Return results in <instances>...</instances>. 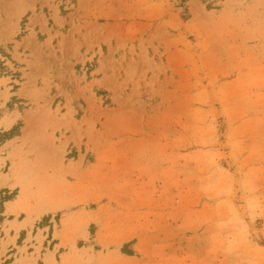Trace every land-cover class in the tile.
<instances>
[{
    "label": "rangeland",
    "instance_id": "374dc122",
    "mask_svg": "<svg viewBox=\"0 0 264 264\" xmlns=\"http://www.w3.org/2000/svg\"><path fill=\"white\" fill-rule=\"evenodd\" d=\"M42 231L62 264H264V0H0V264Z\"/></svg>",
    "mask_w": 264,
    "mask_h": 264
},
{
    "label": "crops",
    "instance_id": "0c3cea01",
    "mask_svg": "<svg viewBox=\"0 0 264 264\" xmlns=\"http://www.w3.org/2000/svg\"><path fill=\"white\" fill-rule=\"evenodd\" d=\"M43 214H42V216H43ZM17 221L19 222V220H17ZM35 222L36 221L34 220L32 226H34ZM49 228L50 227H48V229ZM20 229H22V228H20ZM23 229H25L26 235H27L29 226L25 227ZM19 230H18V232H20ZM18 232L15 234L13 244L16 243V239H17L18 234H19ZM32 233H31V238H32ZM44 235H45V232L42 231L41 232L42 239L40 240V242L35 241L32 244L33 245L32 249H30V246H28L26 244L27 252L25 254L18 251V250H16V251L13 250V253H11V254L7 253L11 249V245H8V248H7L8 251L6 252L7 256H5L6 259H5L3 264H62L63 259L61 256H64V254H65V253H62V254L60 253V248H62L61 247L62 245L57 243V242L55 243V242L47 241V239L45 238ZM55 238H58V234L54 237L52 236V240ZM45 241H47V243H48L47 248L45 246ZM34 247L35 248L38 247V249H39L38 253H36ZM30 254H32L31 257L29 256ZM57 256L60 257L59 260L57 259ZM94 257H96V255Z\"/></svg>",
    "mask_w": 264,
    "mask_h": 264
},
{
    "label": "bare ground",
    "instance_id": "6f19581e",
    "mask_svg": "<svg viewBox=\"0 0 264 264\" xmlns=\"http://www.w3.org/2000/svg\"><path fill=\"white\" fill-rule=\"evenodd\" d=\"M14 210V209H13Z\"/></svg>",
    "mask_w": 264,
    "mask_h": 264
}]
</instances>
